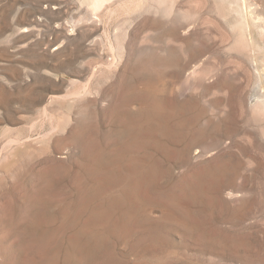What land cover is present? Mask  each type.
Wrapping results in <instances>:
<instances>
[{
  "label": "rangeland",
  "instance_id": "374dc122",
  "mask_svg": "<svg viewBox=\"0 0 264 264\" xmlns=\"http://www.w3.org/2000/svg\"><path fill=\"white\" fill-rule=\"evenodd\" d=\"M122 1L91 23L79 0H0V264H66L100 233L79 264H264V28L261 82L214 0H168L174 21Z\"/></svg>",
  "mask_w": 264,
  "mask_h": 264
},
{
  "label": "bare ground",
  "instance_id": "6f19581e",
  "mask_svg": "<svg viewBox=\"0 0 264 264\" xmlns=\"http://www.w3.org/2000/svg\"><path fill=\"white\" fill-rule=\"evenodd\" d=\"M79 1H80V6L93 9V14L90 17L86 18V20H90L91 23L92 22L96 23V22H102L103 21L101 19V17L98 15V11L107 2H110L112 0H79ZM167 1L168 0H123L122 1L123 2L122 7L126 11H131V9L134 7V6L131 7V5L137 2L135 5L140 9V11L143 8L145 13L150 12V10L164 9L162 12V15L165 17V19L170 20V21H174V16L171 13H169L170 10L167 9L163 5V3H165L167 5H171ZM202 1H203V3H208V5H210V0H202ZM214 1H215L214 2V10L215 11H217L219 14H221V16L223 15V17H225L226 20L230 21L232 25L237 24V25H239V27H243V31H244V29H246V32L244 31L245 33H243V34L247 33L246 36L248 38V41L250 42L252 52L254 53L251 57V62H252V65H253L258 77L260 78V80L262 82L263 76H262V71H261V61L259 60V57L257 55V52L261 48H260L259 42H257L254 39V34H253V27H258V25L260 24V26L264 28V15L258 10L260 8L259 4L257 2L256 3L258 5L254 4L255 0H214ZM169 2H170V0H169ZM255 5H257V6H255ZM171 7L173 8V6H171ZM116 10H118V8H116ZM42 12H45V11H42ZM120 14L121 13H117L115 15L117 17V19L121 18L122 14L121 15ZM128 14H131V13H128ZM136 16H137L136 17V19H137L138 17H141V14H138ZM199 17L200 16H196L192 21L194 23L197 22L199 20ZM203 17L207 18V16H203ZM143 19H147V18L144 17ZM206 20L210 21L209 18H207ZM202 21L205 22V20H203V19H202ZM76 25H77L76 23L71 24V26H72V28L70 29L71 33L74 32ZM20 29H21L20 32L21 33L23 32L24 36L29 35V33L27 32L28 27L23 26ZM243 31L241 30V33ZM246 36H243V37L246 38ZM121 48H122L121 46L110 47L111 51L114 52L115 56L117 57V58L114 57V61L112 63L117 64L119 62L118 60L121 57V55H119L121 53V50H122ZM98 62H99L100 68L105 66V62H103V61L102 62L98 61ZM110 67H111V65H110ZM96 68H95V70H96ZM0 93H1V90H0ZM251 107H252L251 111H253L255 113L254 115L256 116V119L260 122L259 128H258L259 132L261 133L260 135H261V137L264 138V122H263L264 121V92L257 94V99H255L254 103H252ZM56 108H58V107H56ZM86 109L88 110V108H86ZM86 109L84 110L85 112H83V113H86ZM54 110L52 109V112ZM45 112H46V110H45ZM57 112H59V111H57ZM88 114H89V111H88ZM15 141H16V139H15ZM15 141L12 140V142H15ZM136 180H138V179H136ZM134 190L136 191V189H134ZM233 191H231V193L233 195H235L236 192H233ZM133 194L134 193L129 191V189H123V191L121 193V196H122L121 202H122L123 206L125 207V209L123 208V211H122V218H121L122 221L120 222V224L116 223L117 227L126 228L128 226V224H130V222L133 220L132 217H134V215L137 211L136 205H134V206L131 205V204H134V202H132V200L134 198H136L135 194L134 195ZM237 195L241 196V192L240 193L238 192ZM119 204L120 203H118V201L109 202L105 206V208L101 211V214L98 218H91L90 219V221H89L90 225L97 228V226L103 225L104 223L108 222L109 220H112L113 223L116 222V221H113L112 215L118 209ZM167 213H165V214H167ZM161 216L162 217H160V219H169L170 218L169 216L164 215V214H162ZM158 220H159V217H158ZM88 225H89V223H88ZM91 226H89V227H91ZM110 227L111 226H108V228H110ZM96 233H99V231ZM101 235H102L101 233L95 234L94 238L90 239V241H89V239H86V237L84 239H83V237L73 238L72 242L74 244V247L72 249H68L65 252V255H64L65 263L66 264H79L81 261H83L87 257H89V255H91L94 251V248H92V245H94L95 243H97L99 241ZM102 240H103V238H102Z\"/></svg>",
  "mask_w": 264,
  "mask_h": 264
}]
</instances>
